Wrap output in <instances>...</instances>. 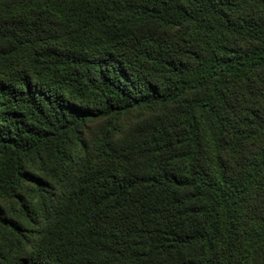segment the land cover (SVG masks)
<instances>
[{"label": "trees", "instance_id": "trees-1", "mask_svg": "<svg viewBox=\"0 0 264 264\" xmlns=\"http://www.w3.org/2000/svg\"><path fill=\"white\" fill-rule=\"evenodd\" d=\"M0 264H264V0H0Z\"/></svg>", "mask_w": 264, "mask_h": 264}]
</instances>
